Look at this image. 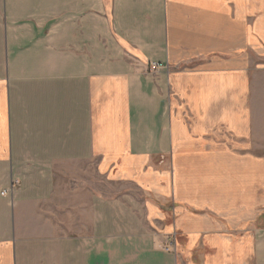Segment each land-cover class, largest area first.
<instances>
[{
	"label": "crops",
	"instance_id": "obj_1",
	"mask_svg": "<svg viewBox=\"0 0 264 264\" xmlns=\"http://www.w3.org/2000/svg\"><path fill=\"white\" fill-rule=\"evenodd\" d=\"M0 264H264V0H0Z\"/></svg>",
	"mask_w": 264,
	"mask_h": 264
},
{
	"label": "rangeland",
	"instance_id": "obj_2",
	"mask_svg": "<svg viewBox=\"0 0 264 264\" xmlns=\"http://www.w3.org/2000/svg\"><path fill=\"white\" fill-rule=\"evenodd\" d=\"M110 191L112 192V195H116V194H118L119 192H125V191H128V190H127V188H125V187H123V186H120V185H113V187L111 188ZM132 194L134 195V197H135L137 200H139V197H138L137 194H134V193H132ZM169 244H170V242L167 243V245H166L165 248H168V250L172 251L171 248H169ZM165 250H166V249H165ZM173 251H174V249H173Z\"/></svg>",
	"mask_w": 264,
	"mask_h": 264
},
{
	"label": "built area",
	"instance_id": "obj_3",
	"mask_svg": "<svg viewBox=\"0 0 264 264\" xmlns=\"http://www.w3.org/2000/svg\"><path fill=\"white\" fill-rule=\"evenodd\" d=\"M161 66L159 65V64H157V63H151L150 64V69L151 70H156L157 68H160ZM3 194H6V191H3L2 192V195ZM169 248H171V250L173 251V249H174V243L173 242H170V244H169ZM166 249V251L168 250V248H165Z\"/></svg>",
	"mask_w": 264,
	"mask_h": 264
}]
</instances>
